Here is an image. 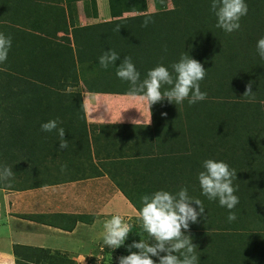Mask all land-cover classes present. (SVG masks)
<instances>
[{
    "label": "rangeland",
    "instance_id": "rangeland-1",
    "mask_svg": "<svg viewBox=\"0 0 264 264\" xmlns=\"http://www.w3.org/2000/svg\"><path fill=\"white\" fill-rule=\"evenodd\" d=\"M224 1L0 0V20L4 21L0 23V37L11 31L18 35L14 39L17 49L9 44L0 48V73L13 71L0 74V194L28 192L30 198H43L44 208L46 193L54 187L41 192L35 189L96 174L113 177L114 184L124 189L126 180L112 176L116 173L112 155L117 148L114 150L115 144L108 141L111 132H105L114 126L87 121L95 119H85V110H91L99 100L92 94L108 90L140 89L146 95H160L155 89L171 86L169 73L178 75L176 89L182 92L178 95L193 93L205 108L195 111L186 97L171 101L180 103L186 114L194 111L189 127L194 131L197 126L198 130L193 142L198 143L203 130L208 131L207 143L214 141L219 130H235L242 140L234 144L237 149L231 157L245 151L251 154L249 161L256 155L264 156V79L260 85L254 77L263 71L251 73L255 58L241 47L245 38L259 37L250 30L235 32L229 28L232 14L226 12ZM197 4L202 8L196 10L209 18L205 25L213 32H196L193 21L197 17L192 7ZM258 4L262 7L256 11L264 12V2ZM159 16L163 22L158 21ZM150 28L154 31L149 32ZM19 35L24 37L19 40ZM233 37L238 39L232 43ZM187 65L196 69L195 76L188 75ZM180 76L185 85L180 83ZM100 106L93 108L102 112ZM234 106L248 108L244 113H234ZM180 122L178 117V125ZM190 147L177 157L182 160L178 172L169 174L176 182L163 181L161 173L140 174L143 161L134 167L139 171L132 176L125 194L145 217L137 211L129 218L103 214L102 222L95 224L91 217L58 215L59 227L65 224L72 231L70 246L62 251L49 250L51 253L29 249L20 257L14 251L19 257L17 263L232 264L226 242L217 239L222 235L232 241V248L238 245L240 255L235 264H264V210H257L255 220L247 216L255 207L243 206L216 220L200 215L196 197H190L193 193L187 187L182 188L187 180L184 168L194 173L201 165L195 166L197 160L194 167H185L192 158H183L199 151ZM230 189V194L236 193L234 187ZM65 199L59 195L57 202ZM39 212L34 219L41 217ZM93 229L96 235L91 236Z\"/></svg>",
    "mask_w": 264,
    "mask_h": 264
},
{
    "label": "crops",
    "instance_id": "crops-1",
    "mask_svg": "<svg viewBox=\"0 0 264 264\" xmlns=\"http://www.w3.org/2000/svg\"><path fill=\"white\" fill-rule=\"evenodd\" d=\"M0 17H3L1 13ZM3 22L0 20V23ZM16 33L11 31L0 37V48L3 49L6 44H9L13 50L17 49V42L14 40L18 36ZM1 69L5 68L1 67ZM5 71L13 72L7 69ZM8 72L0 74H10ZM155 83L157 82H154V85ZM155 90L162 92L160 88ZM140 92V89L133 92L114 89L108 90L107 93L92 94L91 96L99 99L93 107L101 105L102 112L91 107V110L87 109L85 110L87 113H84L85 119L88 117L95 119L87 121L110 125L109 127L114 126L113 129H105V132H111L108 141L115 144L114 150L117 148L112 155L114 156L112 165L116 168V173L113 172L112 176L123 177L126 180L123 181L125 188L117 187L113 177L108 179L106 174V176L85 175L84 178L65 182L67 185L63 184L65 181L63 180L60 183L62 185L35 189L36 192H41L42 189L50 187L58 188L55 191L54 188L47 191L48 200L43 204L44 208L41 206L43 198L35 197L34 199L32 196V199L27 196L28 192L0 194V264H18L17 258L24 253L23 251L27 253L29 249L51 253L62 251L70 246L72 231L65 224L59 227L58 215L69 214L73 218L91 217L95 224L102 222L100 215L104 216L103 214L117 215L121 218L134 216L136 210L127 200L125 192L129 189L128 183L132 176H136L139 171L134 170V167L141 161L143 163L140 174L154 176L161 173V176L165 178L163 181H175L169 174L173 171L178 172L177 165L181 164L182 160H177V157L181 156V151L186 150L188 145L190 146L189 138L192 139L197 130H190L189 125L192 124V119L189 123L186 121L184 110L181 108L183 106L180 103L176 105L171 102H175L176 98L153 94V92H149L150 95ZM178 117H180V125L177 123ZM148 152L151 153V157L145 156ZM59 195L60 199L66 197L65 203L63 200L57 202ZM44 210L47 212H42ZM38 211L41 217L34 219ZM74 222L79 223L78 219ZM72 227L75 226L72 225ZM94 230L89 232L91 236L96 235L97 230ZM14 251L19 252L17 253L19 257ZM66 254L69 256L71 252L67 250Z\"/></svg>",
    "mask_w": 264,
    "mask_h": 264
},
{
    "label": "trees",
    "instance_id": "trees-1",
    "mask_svg": "<svg viewBox=\"0 0 264 264\" xmlns=\"http://www.w3.org/2000/svg\"><path fill=\"white\" fill-rule=\"evenodd\" d=\"M224 2L226 6V12L232 14L231 18L229 19L230 20L229 28L231 30L235 29V32L250 30L251 33L257 36L256 38L259 37L258 39H252L255 37H251L249 39L245 38L244 40H242L241 47L245 48L244 52L247 53L248 56H253L252 59L255 58L254 59L255 61L253 62L254 65L251 69L252 70L251 73L255 74L257 72L263 71V74H261V76H259L258 78L254 75L256 79L255 82H258L260 85H262L260 81H263L264 79V36L261 37V34L264 33V12H258L256 11V9L258 8V6H261L258 3L264 1L263 0H225ZM192 8H193L192 13L197 17L193 21V26L196 28V32L200 31L202 33H207V30L209 31V33L213 32L212 29H209V27H206L205 25L210 22L209 18H207V16H204L203 14L198 13V11L196 10L202 7L201 6L199 7L197 4L195 6L193 5ZM196 13L198 14L196 15ZM161 20L162 22L164 21V19L163 18L160 19L159 16L158 21ZM150 30L151 31L149 32L154 31V29L152 28H150ZM189 33L191 32L189 31ZM157 37H158L157 33H155L154 39L157 40ZM234 39H238V37L237 38L233 37V39L231 40L232 43ZM237 45L238 43H236L235 45L233 44V47L236 49ZM174 46L175 44L172 47ZM167 47L171 48L169 46ZM165 52L166 49L163 50V54H166ZM242 57H246L245 54H243ZM165 60L166 62H169L166 58H164V61ZM185 67L186 68L188 67L187 69L188 75H194V76L196 75L197 72L195 68H193L190 65H187ZM200 69H202L201 72L207 74V72L202 67ZM242 69L246 71L249 70L250 68H242ZM168 75L171 77L170 79L171 86L170 87L165 86L164 88L162 86L164 91L162 90L160 95L173 96L174 98L183 97L182 95H178L179 93L182 92L176 89V86L179 85L176 82L178 75L175 73L174 74L169 73ZM155 77L158 78L160 76L158 75ZM174 81L176 82V84H174ZM179 81L180 83H183V85H185V80L184 78L181 79V76L179 78ZM197 86L198 89L199 88L202 89L201 85H197ZM261 87H264V85H262ZM186 88L187 86L185 87V90ZM175 94L178 95V97L175 96ZM184 95L185 96L183 98L186 97V99L190 103V106H192V108H195V111H197L200 108H204L200 104V102H198V97H193V93L184 94ZM258 97L263 98V96H258ZM237 105L238 104H236V106ZM236 106H234V108L232 109L234 113L236 112L244 113V111L248 108L246 107L245 109L243 107H236ZM192 112L194 113L193 110ZM193 113H191L190 110V113L184 114V117L188 123L191 120ZM208 116L209 115H207L205 119H207ZM201 124L202 127L205 126L203 120H201ZM195 130H198L197 126ZM221 131L222 130H219V132H217L218 135H216L213 142L207 143L206 141L207 138L206 132H208L207 130H203L201 138H198V143H196L195 141L193 142V138L190 139V146L191 145L193 146L190 148H193L194 150V148L196 147L199 149V151L198 152L194 151L193 155L188 154V156H185L183 158L185 161L186 159L192 158L190 162L184 163L185 167L187 164L191 167H194L193 163L197 160H198L197 162L198 164H195V166L196 165L198 166L199 163H201V165L198 166L200 167V169L196 168L197 170L194 173L191 172V168L188 172L184 168V171L182 172L185 173L186 179L188 181L186 180L187 182L185 181L184 185L182 184V188L187 187L189 192L191 191L193 193L192 196L190 197H196L195 199L196 201H198V205H200V208L196 210H198L199 213L201 212L200 215L204 216L205 218L211 216L210 218L211 220H216L222 217L223 213L224 216L227 217V215L230 216L232 214L233 210L239 211L244 206L243 208L255 207L253 213L247 214L248 212H246L247 216L249 217L251 216V218H254L255 220V217L259 213V212L257 213V210L258 209L264 210V156L256 155L258 157H255L254 159L249 161L251 154L249 151H245L244 155L243 153L242 155L240 153L237 156L231 157L233 151L237 149L236 147L234 148V144L242 140L240 138L241 136L238 135V133H236L235 130H234L235 132L230 130H223L224 133H221ZM259 156L261 157L259 158ZM191 175L195 176V178L192 177V180L190 179ZM230 187H234L236 193L230 194V191L232 190L230 189ZM223 189H229V191L225 193ZM127 200L132 204V206L137 212H140L142 215H144L141 211L142 209L139 206H136L135 203L133 204L134 202L133 200H131L130 198H127ZM220 205L223 206L224 208L223 209L220 208ZM201 206L204 207L203 210ZM229 216L227 219H229ZM143 217H145V215ZM228 222L230 221L228 220ZM220 236H218L217 239L219 240L220 243H222L223 240L226 242L224 243L225 245L228 246L226 252L228 253V255H231V259L228 261L229 262L232 261V264H235L236 261L235 258L240 255L239 249H237L238 245L232 248V246L229 244L232 241L223 239L222 235ZM226 238L229 239L231 237H226Z\"/></svg>",
    "mask_w": 264,
    "mask_h": 264
}]
</instances>
